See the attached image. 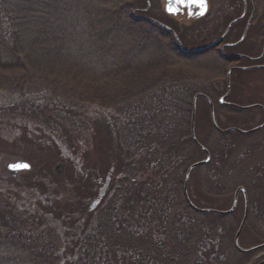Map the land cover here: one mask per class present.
I'll list each match as a JSON object with an SVG mask.
<instances>
[{"label":"rangeland","instance_id":"1","mask_svg":"<svg viewBox=\"0 0 264 264\" xmlns=\"http://www.w3.org/2000/svg\"><path fill=\"white\" fill-rule=\"evenodd\" d=\"M115 1L69 0L68 4H63L61 8L67 27L61 31L62 39H58L60 42L57 40L58 48L54 49L49 44L40 48L35 45L33 50L25 53L30 60H34L30 61L32 66L46 71V74L43 73V82L58 85L64 95H72L74 89L77 92L81 89L84 97H87L88 105L77 103L73 108L59 105L61 109L71 108L69 113L75 115L66 120L65 125L52 128L35 117H29L18 108L22 104L18 97L1 91L0 202L8 205L19 218L18 222L24 224L25 229H31L35 233L53 231L58 239L57 251L64 263L69 262L79 238L95 223V217L92 215L94 210L108 198L110 188L115 185L116 177L120 174L119 152L127 151L129 147H119L115 142V137L110 133L113 129L112 119H117L123 111L132 107L137 108L138 118H141L140 116L147 113L150 104L159 106L165 102L161 96L148 100V93H144L149 87L162 90L164 87L182 88L186 84L187 88L185 87L183 93V96L187 97L186 101L183 105L176 106L171 114L172 118H179V112L186 115L181 124L177 123L176 135L185 139L191 137V93L194 95V92L212 95L216 108L213 119L219 122L218 126L225 128L223 130H227L221 132L213 128L208 100L198 96L194 110V132L197 139L209 148L213 155L211 161L191 169L187 183L188 196L200 207L227 209L232 204L233 192L238 185L253 188L252 192L250 191L252 208L249 207L238 239L244 243L264 240V231L257 230L264 226V130L252 131L251 128L262 121L263 112L254 106L246 108L238 106L240 104H231L234 108H228L218 104L217 97L225 91V69L232 62L227 61L219 51H211L207 47L188 52L182 49L206 44L217 35L222 36L228 27L227 39L238 42L237 46L228 50L255 55L242 56L249 59L255 57L254 61L242 59L232 65L261 62L257 59L264 54V24L263 19L259 17L261 12H264L263 2L253 0L255 22L241 33L243 20H234L229 26L227 24L231 19L239 17L243 7L242 1L210 0L211 8L207 15L199 23L193 24L192 29H183L179 45L172 39H166V36L151 31L144 20L135 18L136 27L124 29L126 15L141 14L140 9L146 3L144 0H128L124 6L116 5L113 3ZM151 1L154 6L151 13L164 17L157 0ZM93 7L103 9L95 11ZM86 10L96 12L99 21L90 20L92 15ZM103 12H106L105 15ZM111 15L114 16L113 27L108 24ZM70 20H73L72 29ZM79 23L82 26L76 27ZM85 24L89 32L84 31ZM140 24L145 25V34ZM36 48L40 49L39 53L43 56L37 61L38 51L33 52ZM54 55L56 57H53ZM262 62L264 64V59ZM262 64L245 66L243 68L247 69L244 71L231 72L233 85L231 84L230 94H227L229 100L242 104L258 101L264 105ZM13 70L12 67L9 69ZM27 70L30 72L29 67ZM38 71L32 70V73L38 76ZM48 76H51L50 80ZM240 82L244 84L243 90L239 87ZM33 87L25 85L23 90L33 93L36 89ZM124 94L134 97L128 107L124 106L125 103L120 97ZM93 100L106 105L103 106L99 102L91 104ZM25 102L29 105L32 101ZM133 108V112H136ZM125 121L121 116L120 122L118 121L120 129L128 126L123 123ZM171 141L174 142V138ZM203 151L193 140L188 139L184 149L180 144L171 148L169 161L165 160L161 164L158 160L154 162L161 166L160 175L165 172L169 181L177 179L181 187L188 165L204 158ZM17 159L29 162V168L17 172L10 170L6 164ZM127 162L133 163L126 158L124 163ZM231 166L233 171L230 172ZM212 168L215 170L213 174ZM257 170L262 173L260 178ZM176 196L177 199L181 198L180 193ZM235 206L231 212L224 214L205 212L206 225L208 224L210 229L209 239H206L207 246L212 250L201 251L206 253V256L199 254L203 264L214 260L216 255L211 253L216 245H222L220 248H224V251H230V247H233V250L227 252L220 263L217 259L216 263L211 264H241L248 260L249 255L239 253L233 244V236L242 216L241 195ZM255 225L259 227L256 228Z\"/></svg>","mask_w":264,"mask_h":264},{"label":"trees","instance_id":"2","mask_svg":"<svg viewBox=\"0 0 264 264\" xmlns=\"http://www.w3.org/2000/svg\"><path fill=\"white\" fill-rule=\"evenodd\" d=\"M261 1L264 4V0ZM68 2L69 0H0V93L3 91L7 95L18 97L22 101L18 108L23 113L52 128H61L66 120L75 117L69 113L71 108L77 103L88 105L87 97H84L81 89L77 92L71 87L75 92L64 95L58 85L43 82V73L46 74V71L32 66L30 61L34 60H30L25 53L33 50L35 45L40 48L49 44L54 49L58 48L57 40L62 39L61 31L67 27L61 8ZM113 3L126 6L128 0H116ZM93 8L95 11L103 9ZM95 13H91L90 20L98 19ZM126 17L124 29L136 27L133 14H127ZM259 17L264 24V12ZM108 21L113 27L114 16L111 15ZM72 22L73 20L69 21L71 29L74 27ZM81 26V23L76 25ZM141 27L145 34V25L140 24ZM84 31L89 32L86 24ZM37 51L36 61L43 57L39 53L40 49L36 48L33 52ZM11 67L14 68L13 71H9ZM32 70H40L38 76ZM50 77L48 76V80ZM25 85L36 89H31L33 93L24 91ZM185 87L187 88L186 84L182 88L164 87L162 90L149 87L144 93H148V100L161 96L165 102L159 106L150 104V110L141 118H138L137 108L132 107L136 109L133 112L129 107L117 119H112L115 142L119 147H129L127 151L119 152L120 174L116 177L115 185L110 188L108 198L94 210L92 215L95 223L79 238L69 262L64 263L57 251L58 239L53 231L35 233L31 229H25L8 205L0 202V264H203L199 254L201 256V251L212 250L207 246L206 239H209L210 229L206 225V214L193 209L184 199L179 181H169L165 172L160 175L161 166L155 164L157 160L161 161L160 164L165 160L169 161L171 148L175 145L180 144L184 149L187 140L192 141L191 137L185 139L176 135L177 123L181 124L184 121L182 119H185L184 112H179V118L171 116L175 107L186 101L187 97L183 96ZM120 97L125 107L130 106L129 103L134 99L129 94ZM28 100L32 101L31 105L26 104L25 101ZM97 102L99 101L93 100L91 104ZM59 105L71 108L61 109ZM121 116L126 119L123 123L128 124L123 129L119 128ZM173 138L174 142L171 141ZM126 158L133 163H124ZM179 193L183 199H177L176 195ZM205 227L208 229H204ZM220 247L222 245H216L213 249L211 254L216 257L211 263H216L217 259L220 263L226 253L233 250L230 247V251H224Z\"/></svg>","mask_w":264,"mask_h":264},{"label":"flooded vegetation","instance_id":"3","mask_svg":"<svg viewBox=\"0 0 264 264\" xmlns=\"http://www.w3.org/2000/svg\"><path fill=\"white\" fill-rule=\"evenodd\" d=\"M144 1H145L146 5L143 8L140 9L141 14L138 13L135 16L138 19H140L141 21L144 20L143 22L149 26V29L151 31L152 30L156 31V32L159 33L160 36H166V39H168V38L170 40L172 39L174 42H176L179 45L181 43L180 34H181V32H183V29H192L193 24L199 23L201 21V19L207 15V13L209 12V10L211 8V2H210V0H208V10H207V12L204 15L196 17V16H194L192 14L193 16H188L187 17L186 16L187 15V13H186L187 11L186 10L180 11L177 14H171V13L166 12L164 10V0H161V1L157 0V2L159 3V7L161 8V12L164 14V17H157V16H154L153 13H151V11L153 10V7H154L153 4H152V1L151 0H144ZM241 1H242L243 7H242V11H241V13H240V15H239L237 20L238 21H242L243 20V22H242L243 23V29H242V32H241V33H243V31L246 28H249V27H251L254 24V22H255L254 20H255L256 16H255V6H254L253 0H241ZM248 9H249V11H248ZM190 17H192V18H190ZM235 18H237V17H235ZM235 18H233V19H235ZM233 19H231L228 22L227 26L230 25V22H232ZM227 28L228 27H226V29ZM226 29L221 34L222 36H219L220 35L219 34L216 37L212 38L206 44H202V45H199V46H194V47H191V48L183 47L182 49L184 51L188 52V51H190L192 49L207 47V49H211V51L212 50L219 51L220 54H222L225 58H227V61H231L232 63H230V65L226 66L225 73H224L225 91H224V94L222 93L219 97H217V99H216L217 103L222 105V107L224 106V107H228V108H234V106H232L231 104H234V105L240 104V105H238L240 107L248 108L249 105H250L251 107H253V106L257 107L259 110L261 109L262 112H263L262 121L260 123H258L256 126L251 127V128L253 129L252 131L259 130V129L264 130V105H263V103H260V102L257 101V102H252V103H248V104H242V103H239V102H235V101L229 100L228 99L229 95L227 96V94H230L231 84H232L231 82H233L231 80V72H233V71H237V72L244 71L245 69H247V68H243L245 66H255L257 64H262L263 63L262 61L264 59V54H263L262 57H260L261 55H259V56H257L258 54L256 55L257 57H260L257 60H259L261 62H257V63L252 62V63H249L248 65H245V64L244 65H239V64L232 65L233 62L236 63L237 61H241L242 59H247L248 62L249 61H254L255 57H254V59H249V58H244L242 56L249 55V57H250V56H255V55H251V54L240 52V51H229L228 49L237 46L238 42L237 41L236 42L235 41H231L230 39H227V33H228L227 31L228 30L226 31ZM150 32H149V34H150ZM240 35H242V34H240ZM263 48H264V37H263ZM262 65H264V64H262ZM251 68H255V67H251ZM251 68H249V69H251ZM239 85H240L239 87L241 89L242 88L244 89L243 82H240ZM207 96L210 99V101L212 103V106H213L214 113L216 114L215 103H214V101L212 99V95L207 94ZM208 107H209V101H208ZM208 109H210V108H208ZM209 114L211 115L210 112H209ZM217 123L219 124V122H217ZM211 124H212L213 128H215L213 122H211ZM221 129L222 130H219V129L218 130L221 131V132H227V130L226 131L223 130L225 128H221ZM256 144L258 145V143H256ZM208 150H209V148H208ZM209 155H210L209 161H211V157H212L213 153H211L209 151ZM212 169H213V171H212V174H213L215 170H214V168H212ZM229 171L230 172L233 171V166H231V169H229ZM252 171L254 172L255 170H252ZM252 171H251V173H252ZM247 172H248V174H250L249 170ZM257 172L256 173L258 174V177L260 178L262 173L259 172L258 170H257ZM256 173L252 176L253 179H255ZM256 185L258 186V184H256ZM239 187H242V188L239 189ZM252 189L253 188H248V187H246L244 185H238L235 188L234 192H233V197L236 194V201H238L239 195H241L242 206H243L242 207V216L244 215L245 210H246L247 215H248L249 207L252 208V206H251V200H252L251 197L252 196L250 195V191L252 192ZM256 194H258V192ZM255 199H258V198H255ZM246 205H247V208H246ZM258 207H259V205H258ZM255 226H256V228L259 227L258 225H255ZM262 228H260V229L257 228V230L258 231H264V226H262ZM233 244L235 246L234 240H233ZM238 244L243 249L237 248L235 246V250H238L239 253L244 254L246 256L249 255L248 260L243 262V263H241V264H260L262 262V260H264V240H259V241L251 242V243H244L242 240L238 239Z\"/></svg>","mask_w":264,"mask_h":264},{"label":"water","instance_id":"4","mask_svg":"<svg viewBox=\"0 0 264 264\" xmlns=\"http://www.w3.org/2000/svg\"><path fill=\"white\" fill-rule=\"evenodd\" d=\"M165 11L172 13V14H176L178 11H183L184 8H186L188 15H192L194 14L195 16H199L204 14L207 11L208 8V1L207 0H165V5H164ZM198 96H204L207 97L204 93L202 92H197L193 95L192 97V113H191V136L193 137L194 141L196 142V144L201 147L206 155L204 158L196 160L191 162L185 172V177H184V181H183V193L184 196L188 202V204L195 209L196 211L199 212H214V213H219V214H224L227 212H231L233 210V208L235 207L236 204V194L234 196L233 202L231 204V206L228 209H216V208H209V207H198L196 206L188 197L187 194V181H188V177H189V173L191 171V169L199 164H203L205 162H207L210 158L209 156V151L207 150V148L197 140V138L195 137L194 134V129H193V118H194V110H195V102H196V98ZM211 105V114L213 113V107H212V103L210 102ZM250 106V105H249ZM216 127L219 129V127L216 125ZM7 166L9 169L11 170H17V169H23V168H29V163L27 161L24 160H15V161H11L7 163ZM242 187H239V189ZM237 192V191H236ZM246 210L244 212V215L242 216V219L238 225V228L235 232L234 235V242L235 245L240 248L237 240H238V235L245 223V219H246ZM242 249V248H241ZM260 264H264V261H262Z\"/></svg>","mask_w":264,"mask_h":264},{"label":"bare ground","instance_id":"5","mask_svg":"<svg viewBox=\"0 0 264 264\" xmlns=\"http://www.w3.org/2000/svg\"><path fill=\"white\" fill-rule=\"evenodd\" d=\"M133 16H134V19L136 18L137 20H138V18L135 16V14H133ZM198 49V48H197ZM113 130V129H112ZM110 133L112 134V132L110 131ZM183 195H184V193H183ZM189 197V196H188ZM184 199L186 200V198H185V196H184ZM189 199H190V197H189ZM191 200V199H190ZM192 201V200H191ZM186 202H187V200H186ZM193 202V201H192ZM188 203V202H187ZM194 203V202H193ZM215 214V213H214ZM243 249V248H242Z\"/></svg>","mask_w":264,"mask_h":264}]
</instances>
